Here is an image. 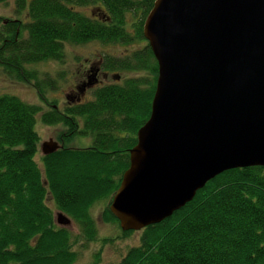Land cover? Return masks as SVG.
Returning a JSON list of instances; mask_svg holds the SVG:
<instances>
[{
  "label": "trees",
  "instance_id": "1",
  "mask_svg": "<svg viewBox=\"0 0 264 264\" xmlns=\"http://www.w3.org/2000/svg\"><path fill=\"white\" fill-rule=\"evenodd\" d=\"M9 1L23 17L0 16V66L28 82L38 79L31 65L64 61L68 44L144 43L122 55H103L104 69L134 75L98 88L94 98L65 113L42 114L44 122L67 127L51 154L40 152V108L0 94V264H73L78 256L72 234L56 224L48 198L87 238L97 235L91 210L98 201L108 202L104 219L120 225L110 204L130 166L138 130L150 118L157 85L158 61L144 36L155 0L0 4ZM35 85L44 95L47 88ZM79 135L91 137V144L72 145ZM141 231L140 244L112 264H264V166L224 171L172 216Z\"/></svg>",
  "mask_w": 264,
  "mask_h": 264
},
{
  "label": "water",
  "instance_id": "2",
  "mask_svg": "<svg viewBox=\"0 0 264 264\" xmlns=\"http://www.w3.org/2000/svg\"><path fill=\"white\" fill-rule=\"evenodd\" d=\"M144 36L158 78L110 204L124 231L172 216L226 170L264 166V0H155Z\"/></svg>",
  "mask_w": 264,
  "mask_h": 264
},
{
  "label": "rangeland",
  "instance_id": "3",
  "mask_svg": "<svg viewBox=\"0 0 264 264\" xmlns=\"http://www.w3.org/2000/svg\"><path fill=\"white\" fill-rule=\"evenodd\" d=\"M90 13L89 8L83 9ZM0 16L19 18L23 17L16 12V5L13 1L0 4ZM143 42L123 45L119 43H102L100 41H91L85 44L72 45L66 47V56L64 61L49 60L32 67L37 71L38 79H32L28 82L20 79L15 74H10L0 66V94H12L21 99L36 104L40 111L36 116L35 129L39 132L40 152L41 145L44 141L50 139L59 141L58 138L66 131L63 124H48L42 119V114L52 109L66 111L68 104L67 92L81 76L80 71L93 61L98 60L103 55L110 54L114 56L122 55L126 49H133ZM86 66H83V65ZM120 80L124 77L132 76L133 73H120ZM122 77V78H121ZM55 80L54 85H50L49 80ZM39 81L42 87L46 89L44 95H40L35 83ZM113 79L110 78L109 82ZM91 94L92 91H90ZM89 93V94H90ZM92 98V95H90ZM56 105L58 107H56ZM60 142V141H59ZM74 146H87L91 144L92 138L85 135H79L71 141ZM61 144V143H60ZM41 155L37 156V161L42 163ZM48 204L54 211L56 224L66 227L70 230L73 240V248L77 252V260L73 264H112L118 262L135 245L140 244L141 230L123 231L121 226L114 220L107 221L104 219V210L108 202L101 200L96 202L92 207V214L96 219L97 235L94 238H87L81 232L80 226L74 220L68 225H61L57 221V214L61 210L57 207L51 197L48 198Z\"/></svg>",
  "mask_w": 264,
  "mask_h": 264
},
{
  "label": "flooded vegetation",
  "instance_id": "4",
  "mask_svg": "<svg viewBox=\"0 0 264 264\" xmlns=\"http://www.w3.org/2000/svg\"><path fill=\"white\" fill-rule=\"evenodd\" d=\"M103 62L105 63L103 57H100L98 60L88 64V67L85 64L83 65L86 67L80 71L81 76L79 77L78 81L69 88V92H67L66 97L68 104L65 107L66 109L68 107L74 106L75 104L85 103L86 101L94 98V92L98 88L111 83V81L109 82L110 78H112L113 81L120 80V76H115L113 72L103 68ZM90 91H92L93 94H91ZM90 95H92V98ZM56 107L58 106L56 105ZM65 112L66 111H61V113Z\"/></svg>",
  "mask_w": 264,
  "mask_h": 264
}]
</instances>
